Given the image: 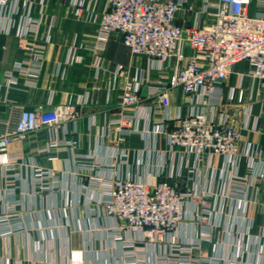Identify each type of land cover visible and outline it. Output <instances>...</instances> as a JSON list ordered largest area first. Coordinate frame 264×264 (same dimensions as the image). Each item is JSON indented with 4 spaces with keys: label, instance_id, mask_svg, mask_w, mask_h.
I'll use <instances>...</instances> for the list:
<instances>
[{
    "label": "crops",
    "instance_id": "crops-1",
    "mask_svg": "<svg viewBox=\"0 0 264 264\" xmlns=\"http://www.w3.org/2000/svg\"><path fill=\"white\" fill-rule=\"evenodd\" d=\"M75 1L42 0L41 4L37 0L29 16L28 12L0 10V137L14 130L23 109L42 106L51 111L72 104L80 113L75 124L39 129L26 142L10 146V154L22 153L26 161L21 179L13 184L21 231L0 238V264H69L71 251H82L84 264H155L157 256L169 250L167 239L155 245L140 242L141 235L128 233L122 223L104 215L101 201L107 189L99 188L97 182L115 177L149 185L168 179L179 191L191 190L200 197L191 201L188 219L170 237L196 243L203 229L211 228L213 239L203 242L201 252L194 254L198 264H264L262 89L256 85L250 95L246 79L245 102L236 107L242 147H255L253 158L242 157L238 178L232 177L234 171L227 169L219 156L198 163L183 150L171 149L167 136L157 133L163 119L169 118L163 125L169 123L171 129L179 114L198 109L196 98L180 89H170L167 105L158 104L153 92L164 79L152 69L149 59L133 56L120 35H112L104 50L83 49L100 45L99 24L106 0H86L80 17L74 15ZM202 5L203 0H186L178 13L179 23L193 24ZM255 10L253 6L251 12ZM203 21L212 23L207 17ZM25 32L30 35L27 43L44 51L39 77L32 88L23 86L26 79L16 71L18 65L26 67L24 63L32 59L30 53L19 49ZM240 65L222 89L224 97L231 93L239 75L248 73V65ZM119 66L126 70L116 77ZM142 73H148L151 82L140 90V108L125 110L135 115L127 129L133 132L123 134L124 127L109 131V122L121 112L118 97L126 79ZM9 75L19 81L14 89L7 87ZM148 106L155 107L150 122L146 120ZM250 108V127L257 121L258 129H241L240 122ZM63 139L78 141V148L71 151L50 147L52 140ZM77 156L90 162L92 169L79 170ZM5 161L6 156L0 154V164ZM34 167L53 175L49 181L55 184L53 191L35 189ZM4 186L0 167V215L12 204L8 203ZM120 226L121 244L113 239V232ZM129 239L135 245L122 246Z\"/></svg>",
    "mask_w": 264,
    "mask_h": 264
},
{
    "label": "built area",
    "instance_id": "built-area-1",
    "mask_svg": "<svg viewBox=\"0 0 264 264\" xmlns=\"http://www.w3.org/2000/svg\"><path fill=\"white\" fill-rule=\"evenodd\" d=\"M36 1L0 0V10L12 14L28 12L29 16ZM185 2L186 0H106L99 24L100 45L85 46L83 49L104 50L112 35H120L130 53L149 59L152 69H156L164 79L153 92L158 104L167 105L170 89H180L186 96L195 97L198 109L187 115L179 114L171 129L168 127L169 123L163 125L169 118L163 119L157 133L167 136L171 149L183 150L198 163L209 161L214 156L221 157L224 166L232 169V177L237 179L236 173L242 157L246 155L253 158L255 150V147H242V134L237 126L236 107L245 102L246 79L249 82L247 89H251L250 95L256 85L262 89L261 101L264 103V0H203L202 8L191 25H183L178 21V13ZM40 3H43L42 0ZM85 3L86 0L75 1V17L82 15ZM253 6L256 8L254 13L251 12ZM189 11L192 12L193 9L189 8ZM204 17L211 19L212 23L205 24ZM28 36L27 32L21 35L19 49L30 53L32 59L24 63L26 67L18 65L16 71L26 79L23 86L32 88L36 86L35 80L39 77L44 51L33 43H27ZM239 64L248 65V73L240 74L236 85L230 88L231 93L224 97L222 89ZM94 70H99V61L95 62ZM125 70L123 66H119L115 72L116 77H121ZM150 82L148 73L126 79L118 97L121 112L109 122V131L124 127L126 129L121 130L123 134L133 132L127 129L133 123L135 115L131 116L125 110L140 106V90ZM18 84L19 81L9 75L7 87L14 89ZM154 108L147 107L148 122L151 121ZM248 111V116L240 122L241 129L256 130L258 122L250 127L251 108ZM79 117L80 113L72 104L57 106L51 111H45L42 106L23 109L14 130L0 137V154L6 156L5 163L0 164L5 184L3 190L8 193V203H12L0 215V238H9L21 231L19 217L15 212L17 207L13 201L16 190L13 184L21 179L26 161L22 153L10 154V146L17 141L26 142L39 129L75 124ZM50 147L74 151L78 148V141L52 140ZM81 158L77 156L79 170H91L93 166L90 162ZM33 170L35 189L53 191L55 184L49 182L53 175L43 173L35 167ZM97 183L99 188L107 189L101 201L106 217L122 223L128 233L141 235L138 239L140 242L155 245L167 239L169 250L167 254L158 255L155 264H198L194 254L201 252L203 242L213 239L211 228H204L196 243L170 238L188 219L191 201L200 199L195 192H181L168 179H162L155 185L121 177L107 181L101 179ZM204 207L209 210L207 205ZM123 227L120 226L113 232V239L120 244L123 242ZM134 245V241L129 239L122 246ZM69 264H84V253L71 251ZM138 264L148 263L140 261Z\"/></svg>",
    "mask_w": 264,
    "mask_h": 264
},
{
    "label": "rangeland",
    "instance_id": "rangeland-1",
    "mask_svg": "<svg viewBox=\"0 0 264 264\" xmlns=\"http://www.w3.org/2000/svg\"><path fill=\"white\" fill-rule=\"evenodd\" d=\"M238 68H241V65L240 66H237L235 69H238Z\"/></svg>",
    "mask_w": 264,
    "mask_h": 264
}]
</instances>
